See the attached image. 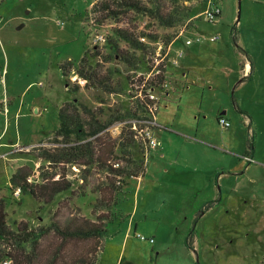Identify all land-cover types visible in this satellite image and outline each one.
I'll list each match as a JSON object with an SVG mask.
<instances>
[{"label": "rangeland", "instance_id": "1", "mask_svg": "<svg viewBox=\"0 0 264 264\" xmlns=\"http://www.w3.org/2000/svg\"><path fill=\"white\" fill-rule=\"evenodd\" d=\"M99 1L0 0V199H5L8 227L35 230L49 226L53 217L65 225L76 217L95 223V216H108L93 205L112 175L97 165L51 167L39 157L42 148L55 147L49 142L59 109L74 99L91 108L98 121L127 109L143 120L155 115L163 128L149 129L161 133L162 147L138 157L143 174L115 178L118 194L95 264H264V0H133L146 9L157 4L168 15L193 12L192 26L174 27L136 11L118 18L92 13ZM214 2L220 14L209 21ZM115 30L143 50L117 38ZM193 34L204 39L186 46ZM214 36L218 40L210 42ZM175 49L183 52L178 64L188 71L184 88L168 102L157 101V115L148 114L146 96L162 98L167 90L160 67L166 64V78L176 77L170 62ZM87 52L98 56L83 65ZM68 61L74 66L63 78ZM78 67L90 74L94 67L120 94L82 80ZM76 86L77 93L67 92ZM220 117L228 129L220 127ZM123 130L125 125L113 123L93 146H121ZM190 139L216 145L217 158L198 153ZM128 150L121 148L107 164L124 168ZM201 160L206 173L191 174ZM212 163L219 165L215 172L208 170ZM18 170L36 185L64 176L71 187L44 204L10 189ZM57 244L60 239L53 235L40 241L44 262ZM95 245L96 240L70 243L67 250L86 254Z\"/></svg>", "mask_w": 264, "mask_h": 264}, {"label": "trees", "instance_id": "2", "mask_svg": "<svg viewBox=\"0 0 264 264\" xmlns=\"http://www.w3.org/2000/svg\"><path fill=\"white\" fill-rule=\"evenodd\" d=\"M187 1V0H182ZM212 7L217 8L215 2ZM130 11H136L153 17L159 24L165 27L174 26H192L193 22L189 21L193 12L190 10L187 15L174 16L163 14L157 4H153V8L146 9L133 0H102L96 2L92 6V13L102 12L105 17L118 18ZM191 15V16H190ZM219 16V15H218ZM217 17V16H216ZM117 38L129 43L137 50H143V45L133 39L130 35L123 34L120 30L114 31ZM114 51L117 52V46H114ZM98 53L93 55L88 52L81 59L80 63L87 65L89 58L97 57ZM120 60L127 62L134 67V64L126 59L119 57ZM74 66L70 61L64 64L61 68L63 78L66 73ZM91 74L85 69L78 67L77 76L82 80L89 82L108 93H117L110 87L106 86L107 79L104 77L98 78L99 73L94 67L89 68ZM165 71V70H164ZM160 82L164 79L159 77ZM67 81H66V84ZM79 86L75 88H67V92L75 94L78 92ZM145 117H139L136 111L125 109L123 113H116L106 121H98L91 108L77 101L71 100L65 103L58 113L59 125L53 138L49 142L54 145L53 148H42L39 152V157L47 166L55 167L60 164L69 166H81L91 168L96 166L102 172H108L114 179L106 178V184L99 190V197L93 205V210L96 212H108V216L99 214L95 216L96 222H90L82 217H76L69 220L65 225H60L51 218V223L47 227H39L35 230L28 229L24 224L15 225V229H10L7 225V213L5 211V199H0V264H95L103 245L107 238V225L110 222V208L113 204V197L118 194V187L115 186V178L117 177H132L137 178L143 174V161L138 158L148 152L147 142L140 138L137 133L132 130L133 122L143 120ZM121 123L125 125V130L122 132V145L112 148L94 147V142L108 129L113 123ZM139 139H137V138ZM140 142V143H137ZM128 147L129 150L123 155L125 167L119 169V165L107 164L108 158L114 156L115 152L121 148ZM134 150V151H133ZM121 155V154H120ZM120 175V176H119ZM57 181H46L42 185H36L28 181L27 175H23L21 170H18L10 179L12 191L19 189L23 194H29L34 200L49 204L54 197L60 193L66 192L71 187V182L67 181L64 176H60ZM126 184V183H125ZM124 184V185H125ZM50 235L60 239V244H57L52 253V257L48 261H43V251L41 253L40 241ZM96 240L94 249L83 253H75L67 250L69 244H79L82 242Z\"/></svg>", "mask_w": 264, "mask_h": 264}, {"label": "built area", "instance_id": "3", "mask_svg": "<svg viewBox=\"0 0 264 264\" xmlns=\"http://www.w3.org/2000/svg\"><path fill=\"white\" fill-rule=\"evenodd\" d=\"M219 14H220L219 9L215 8L212 12H210V13L207 12V17H208L209 21H214L215 17ZM193 35H195L194 38L186 39V41H185L186 46H190L191 44H193V42H199L200 40L204 39V37L201 35H198V34H193ZM208 40L211 42H215L218 40V37L217 36L209 37ZM168 51H169L168 53L171 55V51H172L171 44L168 47ZM182 56H183V52L181 50L175 51L174 57L170 58L171 66L172 67H178L179 66L178 59L181 58ZM158 71L160 72V77L163 76V78H164L161 82V86L167 88L168 82H166L165 78H166L168 71L166 70V64H163ZM146 98H147V102L145 103L146 111L148 114L153 115V112H156L158 109L157 108V104H158L157 101H159L161 97L159 98L157 96H154L153 94H148L146 96ZM152 117L153 118H150L148 120H140L138 122H133V126H132V130H134L140 138H142L143 140H145L147 142L148 149H156V148L160 147L159 141H157L153 137L152 131L149 130V129H156L157 128L156 116L154 115ZM218 124L220 125V127L222 129H228L230 127L229 122L224 117H220L218 119ZM136 125H138L139 127L140 126L143 127V129L140 128L139 130H136L135 129ZM246 160L252 161V158L247 156ZM15 194L18 195V192H16ZM139 238L141 240H144L143 237H139Z\"/></svg>", "mask_w": 264, "mask_h": 264}, {"label": "crops", "instance_id": "4", "mask_svg": "<svg viewBox=\"0 0 264 264\" xmlns=\"http://www.w3.org/2000/svg\"><path fill=\"white\" fill-rule=\"evenodd\" d=\"M178 39V38H177ZM176 39V40H177ZM176 40H174L172 43H171V47H172V45H173V43L176 41ZM199 42H201V40L199 41ZM211 42V41H210ZM216 42V41H215ZM176 48V47H175ZM177 50H180V49H175L174 50V54H175V51H177ZM177 70H174L175 71V73H174V75L176 74V77L175 78H173V79H171V77H172V74H171V77L170 78H166V79H168V87H167V90L165 91V93H164V95L162 96V98L160 99V102H168V100L172 97V95L173 94H175L176 92H177V88H184V82L183 81H185L186 80V78H187V76H188V71H186L185 69H184V67L182 66L181 68H180V64H179V67H177L176 68ZM168 74V73H167ZM170 74V73H169ZM172 80V81H171ZM167 81V80H166ZM160 102H159V104H160ZM158 109H159V105H158ZM158 109H157V112H158ZM157 112H156V115H157ZM226 119V118H225ZM157 122H158V120H157V118H156V124H157ZM157 127L158 128H162L161 126H158V124H157ZM163 129V128H162ZM152 134H153V137L157 140V141H159V143H160V147L159 148H161L162 147V143L160 142V140L158 139V136H161V133H156V131L155 130H153V132H152ZM185 137H187V136H185ZM191 140V142L189 143L188 142V144H190V145H192V146H194V149L198 152V153H200L201 155H203V156H210V157H212L214 160L217 158V156H218V154H219V149L217 148V146L216 145H207V144H201V143H199V145H197V144H193V142H194V140H192V139H190ZM154 150H156V149H149V151L148 152H150V151H154ZM163 150V149H162ZM164 151H165V148H164ZM196 165V166H195ZM194 165V168L190 171L191 172V174L193 173V174H198L199 172H200V174L201 175H203V174H205L204 172H202V170H204V169H206V167L205 166H207V165H205V163L203 162V160H201V161H197V164H195ZM208 166H210V168L208 169V170H212L213 172H215V171H217L218 170V167H219V165H213V163H212V165H208ZM233 169H235L234 168V166L231 168V171L233 170ZM205 171V170H204ZM218 177H219V175H218ZM221 181V180H220Z\"/></svg>", "mask_w": 264, "mask_h": 264}, {"label": "water", "instance_id": "5", "mask_svg": "<svg viewBox=\"0 0 264 264\" xmlns=\"http://www.w3.org/2000/svg\"><path fill=\"white\" fill-rule=\"evenodd\" d=\"M239 12H240V10H239Z\"/></svg>", "mask_w": 264, "mask_h": 264}]
</instances>
